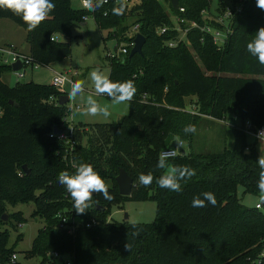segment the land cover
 <instances>
[{
    "label": "trees",
    "instance_id": "trees-1",
    "mask_svg": "<svg viewBox=\"0 0 264 264\" xmlns=\"http://www.w3.org/2000/svg\"><path fill=\"white\" fill-rule=\"evenodd\" d=\"M210 1L178 0L182 12L173 9L170 0H138L130 7L124 2L125 14L116 16L112 8L119 6L118 0H109L95 13L71 7L70 0H51L55 9L31 32L20 16L0 10V18L12 19L25 29L27 56L39 65L70 55L68 42L51 37L67 36L71 25L83 23L86 16L92 17L101 30H108L107 37L129 42L128 30L134 25L145 37L142 54L129 57L127 47L125 53L108 56V77L113 82L132 80L137 89L128 102L127 114L112 123L72 126L73 161L77 166L90 162L105 184L107 180L112 182L106 184L112 198L106 200L95 193L84 214L75 212L70 195L58 182L60 172L75 173L62 159L65 144L49 137L54 126L66 125L63 121L68 109L58 104L60 92L52 85L33 82L8 86L0 78V225L11 217L3 220L6 204L33 200L34 215L43 218L44 224L28 253L38 255L39 264H44L50 251L69 257L72 264H249L260 257V264H264V212L244 206L236 194L238 186L244 193H259L258 156L243 125L249 121L256 127L264 126V67L246 49L258 29L264 27V10L256 6V0H245L241 13L234 18L232 35L220 49L209 35L201 36L197 29L188 34L192 47L180 42L173 48L165 41L175 38L177 32L157 31L173 25L168 10L181 20L201 23L200 11ZM128 16L135 18L132 25L119 26ZM7 69L11 70L9 64L0 63V76ZM189 96L196 97L194 108L185 106L184 99ZM52 97L57 102L49 99ZM204 116L229 125L231 148L193 150L196 133L185 134L183 129L188 124L197 129ZM175 136H180L188 151L183 147V155L169 159L166 168H157L160 150L174 147ZM23 164L29 173L21 169ZM172 166H188L196 172L191 179L181 181L180 193L156 183ZM120 168L133 178L129 196L118 193L115 177ZM149 172L153 183L143 187L138 176ZM204 192L215 195L216 206L206 202V207L193 208V197L203 199ZM125 200L153 201L154 219L105 221L104 205ZM94 203L104 210L95 209ZM62 210L83 221L96 218L98 223L68 234L57 229L56 213ZM12 215L20 224L21 214ZM126 242L132 246L130 251L125 250ZM6 243L7 231L0 229V260L4 263L13 253Z\"/></svg>",
    "mask_w": 264,
    "mask_h": 264
},
{
    "label": "rangeland",
    "instance_id": "rangeland-1",
    "mask_svg": "<svg viewBox=\"0 0 264 264\" xmlns=\"http://www.w3.org/2000/svg\"><path fill=\"white\" fill-rule=\"evenodd\" d=\"M212 1L214 4L212 6L213 10V8L216 7L215 3L217 0ZM123 2H127V7H130L138 2V0ZM70 5L76 9L82 8L81 0H70ZM164 5L167 7V3ZM168 13L173 23L180 20L179 17L174 16L170 10H168ZM134 20L135 18L133 16H128L119 26L126 25L129 28ZM180 22L185 25L184 27H187L189 24L186 20H180ZM132 28L133 26L129 28L127 37L132 31ZM189 32L190 30L188 29H182L180 32L182 37L181 41L187 47H192L193 41L188 38ZM107 35L108 30H101L92 17L86 16L83 23L75 22L71 25L67 36H58V39L70 44L71 53L69 56L47 65H40L37 68L26 66L23 69V77H18L14 71L7 69L2 72L0 78L2 82L8 86H14L16 82H33L42 85H52L54 71L67 73L73 81H83L85 87L84 93L79 95L75 100L69 99L65 105L71 109L65 117L67 125L74 126L79 124L115 122L121 116L127 114L128 102L114 105L109 97L105 95H95L94 87L90 81V73L96 69H99L108 76L109 53H116L119 51L120 47H125L127 44V41L120 40L119 38L107 37ZM25 37V29L20 27L15 21L9 18H0V46L11 47L13 51L27 55L29 47L25 41ZM189 50L191 55H194L192 48H189ZM197 57L198 56H195L198 65L202 67L203 70H206ZM9 58L10 56L8 54H1L0 63L8 65V62L4 61H10ZM211 73V71H206L207 75H212ZM63 90L62 92L60 91V95H68L71 91V86L66 84ZM89 94H92L93 98L96 99L101 106L109 107L111 115L108 118L103 116L93 117L84 114L86 98ZM49 99L54 102L56 97ZM195 99V96L186 97L184 99L185 106L187 108H194L195 106L192 104ZM75 106H79V108ZM248 139L250 142L254 143L257 156L264 153V143L259 139L255 140L251 137ZM224 146L226 148H231L233 146V134L229 125H225L210 117H202L195 134V140L192 146L193 150L195 152L218 151ZM183 147L188 151L189 148L185 142ZM106 184L111 185L112 182L107 180ZM37 192L38 191H35V194ZM236 194L239 202L244 206L252 207L255 206L256 203L261 202L259 193H244L240 186L237 187ZM261 203L262 207L260 210L264 212V202ZM104 207L107 211L105 221L110 219L121 221L124 219V215L127 214L128 218L126 220L129 222H151L155 216V203L151 200H125L120 203L112 202L105 204ZM5 208V213L9 216L11 215V217L8 222L0 225V229H6L7 231L6 247L16 254V264H39L41 258L38 255H30L28 253L33 238L36 236L38 229L44 224L43 218L34 215L35 204L33 200L6 204ZM16 212L21 214L22 221L20 224L12 215V213ZM44 264H46L45 261Z\"/></svg>",
    "mask_w": 264,
    "mask_h": 264
},
{
    "label": "clouds",
    "instance_id": "clouds-1",
    "mask_svg": "<svg viewBox=\"0 0 264 264\" xmlns=\"http://www.w3.org/2000/svg\"><path fill=\"white\" fill-rule=\"evenodd\" d=\"M109 0H82V7L89 12L95 13L101 9ZM256 6L264 10V0H256ZM55 9V4L51 0H0V10L10 11L14 15L20 16L26 24V30L34 31ZM126 6L121 0L119 6L112 8V14L116 16L124 15ZM247 52L256 58L258 64L264 67V27L258 29L254 39L246 44ZM90 81L94 87L95 95H106L114 105H119L131 102L137 91L132 80L123 82H113L99 69L93 70L90 73ZM85 87L83 81L71 82V91L68 97L75 100L79 95L84 93ZM84 114L88 116H103L108 118L111 115L108 106H101L92 94L86 98V106ZM197 129L194 124H188L184 127L185 134H194ZM258 139L264 143V131L257 133ZM174 141L177 148L183 147V140L180 136H175ZM174 157L173 152H163L159 155L157 168H166L169 159ZM257 165L259 168V178L257 188L259 190V199L264 202V153L258 156ZM196 174L195 169L188 166H172L167 174L156 179L159 187L172 192L180 193L182 191L181 181L191 179ZM154 177L151 172L138 176V182L143 187H149L153 183ZM58 182L65 188L66 192L72 199V207L77 214H84L90 208L93 202V193L103 196L104 199L110 200L111 194L108 186L105 184L101 176L94 171L93 167L87 163H81L75 169L74 174H69L67 171H62L58 175ZM203 199L200 196L193 197L191 206L193 208H203L207 204L216 206L217 200L212 192L202 193ZM207 202V204H206ZM136 224H133V228ZM138 234V233H136ZM125 250H131V244L126 242Z\"/></svg>",
    "mask_w": 264,
    "mask_h": 264
},
{
    "label": "built area",
    "instance_id": "built-area-1",
    "mask_svg": "<svg viewBox=\"0 0 264 264\" xmlns=\"http://www.w3.org/2000/svg\"><path fill=\"white\" fill-rule=\"evenodd\" d=\"M121 1V0H118ZM123 1H128V0H123ZM245 0H217L215 3V8L212 10L213 1L211 0L209 3V6L207 8H204L200 11V21L201 23L195 21V20H190L188 21V26L184 27L181 26L179 21L176 23H173L172 26L170 27H160L158 28V33H164L168 29L175 30L177 32V35L175 38H171L169 40L165 41V45L167 47L173 48L177 46L180 42H182V37L180 35V32L183 30H192L194 28H197L200 30V32L203 35H209L210 38L212 39V42L216 45L218 49L222 48L225 43L227 42L228 38L232 35L233 33V22L234 18L237 14L241 13L243 9ZM81 6H82V0H81ZM83 8V7H82ZM179 11H184L183 7H178ZM137 28L138 25H134L132 28V31L128 35L129 38H131V41L127 42L125 47H120L119 51L116 53H109V57L113 58L114 56H117L119 53H125L127 51V47L131 49V47L134 45V35L137 33ZM52 40H57V36H52ZM203 38H201L202 40ZM12 46V45H11ZM13 47V46H12ZM1 54H8L10 56L9 60L10 61H4L8 62L9 65L11 63L20 61L22 67L14 71L16 76L18 77H23V69L26 66H30L31 68H37L40 65L37 63H33L32 59L30 56H27L26 54H21L18 52H15L11 49V47H3L0 46V55ZM71 82H74L72 78L64 72H58L54 71V76L52 78V86L56 88L57 91H64L63 87L66 84H69L71 86ZM54 98V97H52ZM51 98V99H52ZM143 98H145V95H143ZM57 102V98L55 99ZM76 108H79V106H75ZM68 112H70V108H68ZM66 125L65 127L62 126L60 129L59 133H54L53 130L49 133V137L55 138L57 140L63 141L65 144L64 148V154L62 156V159L64 162L68 163L71 165L72 169L75 170L77 164L73 161L72 158V153L75 147V141L73 139L71 129L72 126H68L66 123V120L64 119L63 121ZM232 126V124L230 123ZM243 130L244 132L251 138L257 140V133L260 131H264V126H259L256 127L252 125L249 121H245L243 125ZM163 152H173L174 156L176 155H183L185 153V150L182 148H177V145L174 147L170 148H163L160 150L159 155ZM20 174V172L18 173ZM262 207V203L258 202L255 204V208L260 209ZM56 217L58 218V224H57V229L58 230H63L68 234L73 235L77 230L80 228H89L91 226H94L98 223L96 218H91L87 221H83L80 217L74 215V214H67L64 210L56 213ZM264 253H261V256ZM16 259L17 256L13 252L8 261L5 263L0 260V264H16ZM261 257L257 258L255 260L250 261L249 264H260L261 263ZM46 264H72V261L69 257L59 254L56 251H50L46 254Z\"/></svg>",
    "mask_w": 264,
    "mask_h": 264
},
{
    "label": "water",
    "instance_id": "water-1",
    "mask_svg": "<svg viewBox=\"0 0 264 264\" xmlns=\"http://www.w3.org/2000/svg\"><path fill=\"white\" fill-rule=\"evenodd\" d=\"M170 3L172 5L173 9H177L178 8V0H170ZM145 43V37L143 35H141L140 33H136V35L134 36V45L131 47L130 49V53H129V57H132L134 54H142V47ZM22 67L21 62L20 61H16L11 63L10 68L12 71H17ZM69 100L68 95H60L58 98V104L59 105H63L65 103H67V101ZM53 132L54 133H59L60 129L57 128L56 126L53 127ZM87 164H90V162H88ZM21 169L26 172L29 173L30 170L27 167L26 164H23ZM115 181L117 184V188H118V193L120 195L123 196H129L131 194L132 191V187L134 186V182H133V178L123 169L120 168L118 171V174L115 177ZM93 195H95V193H93ZM94 208L98 209L100 211H103L104 208L101 207L100 205H98L97 203H94ZM8 214H4L3 215V220L7 221L8 220ZM128 218L127 214L124 215V219L126 220Z\"/></svg>",
    "mask_w": 264,
    "mask_h": 264
},
{
    "label": "crops",
    "instance_id": "crops-1",
    "mask_svg": "<svg viewBox=\"0 0 264 264\" xmlns=\"http://www.w3.org/2000/svg\"><path fill=\"white\" fill-rule=\"evenodd\" d=\"M59 72V71H58ZM23 76H24V73H23ZM65 105H66V103H65Z\"/></svg>",
    "mask_w": 264,
    "mask_h": 264
}]
</instances>
